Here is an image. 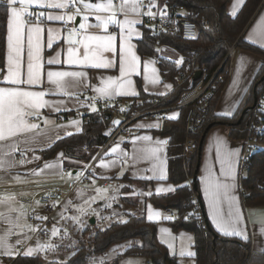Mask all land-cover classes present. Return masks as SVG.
I'll list each match as a JSON object with an SVG mask.
<instances>
[{
  "label": "crops",
  "instance_id": "1",
  "mask_svg": "<svg viewBox=\"0 0 264 264\" xmlns=\"http://www.w3.org/2000/svg\"><path fill=\"white\" fill-rule=\"evenodd\" d=\"M72 0H68V6L66 8L55 9L48 7L33 6L27 10L33 13L31 18L25 17V45L23 55L22 73L26 74L27 65V29L39 25L42 28L40 34V46H41V64L43 66V82L39 86L30 87L23 85L24 88L33 91L54 89L55 85H51L47 81L46 73L49 70H65V71H84L86 73L87 87L83 85L79 89H70L69 91H75L76 95L68 96L63 94L51 95L45 97L48 100L59 101L63 100L65 106L70 111L56 112L53 109L45 108L41 110V118L29 117L30 122L38 123L40 128L34 130V133H42L38 135L35 141H30L24 144L23 137H31L34 133H24L20 137L13 138L17 141H21L19 150L12 152V149L4 147L0 148V253L6 249H10L13 255L0 254V264H9L10 261L17 259L18 257H36L43 254L46 257H50L53 261H66L76 252V246L82 237L90 236L95 230L106 229L111 226L114 221H123L130 210L125 206L120 197V182L121 178L128 176L133 180H147L155 182L154 186H149L146 192H142L136 189L138 195L141 197V205L139 211L146 212L149 219L151 215V221L156 222L159 225V238L165 245L171 249L172 242L176 243L177 249L175 255L179 257L181 264H195V255L190 257V262H187V256L181 255L180 247L182 245H188L194 241L193 234L186 232L175 233L165 223L170 217L162 211L156 210L146 201V194H170L173 191L157 192V189L173 188L174 185L168 183V150L167 145L169 139L155 134L163 126V120L159 116L154 118H142L138 121L133 129V140L130 143H124L120 138L111 143L110 146L104 150V154L96 162V171L90 173V179L88 184L83 186L72 188L73 184L79 181L82 177L81 171H72L64 168L65 154L59 159L63 161L62 168L56 170L45 169L39 175H33L30 170L36 168H43L46 162H57L58 153L51 160L45 161L43 151L51 148L59 140L66 138V136L80 134L84 129V121L82 114L85 110L95 111L90 108L89 103L95 98L102 100H114L120 107L130 108V102L132 99L137 98L140 95V86L142 89L150 95H169L173 90V84L164 82L163 76L160 72L159 61L151 58H142L138 52L137 41L142 38V19L139 15L132 13L127 14V19L137 21L132 25V32L129 34L128 26L124 27L123 32L118 25H109L107 33L97 27H91L87 29V34L107 35L111 34L116 37L114 43L115 51L107 52L104 55L107 59L114 62V67L108 69H95V68H81L77 65L67 64L68 49L73 47L78 49L79 54L83 55V46L81 44H69V40H82L85 32L79 29V24L82 22L88 24H97L95 15H109V13H95L93 11L87 12V14H72L69 12L71 8ZM247 0H231L227 11L231 16L235 17L239 14L243 5ZM102 0H84L86 4L101 3ZM115 5L116 2L113 0ZM118 6V5H117ZM19 7V5H17ZM43 12L44 16L37 19V15ZM235 14L233 15V13ZM48 15H64L65 21H49ZM73 15L75 19L68 21L67 16ZM87 16V21L83 19ZM125 15L117 12V19L123 21ZM73 23L74 28H69L68 24ZM49 29H51V46H49ZM76 29L75 34L72 30ZM8 35V28H7ZM242 39L252 45L260 48H264V2L257 10V14L251 20L246 27L242 35ZM126 42V47L130 46V53L134 54L138 58L137 73L133 74L130 79L132 80V88L137 95H114L111 98L102 97L98 92L94 91L96 88L104 86V81L108 77H119V61L121 55V44ZM6 56H5V69H0V87H11V85L4 84L3 77L7 74V54H8V41H6ZM57 61V63L49 64L48 61ZM154 61L152 64L146 62ZM264 65V58L260 55H256L245 49H237L235 53V64L230 71L229 80L225 86V90L219 101L217 108V114L221 116L230 117L241 105L243 98L250 89L253 80L259 73V69ZM152 69H155L153 73ZM154 78H158V83H152ZM165 85H171V88H166ZM163 93V94H161ZM96 109V108H94ZM231 113L226 115V113ZM65 113H77V116L71 117L66 121L61 120V115ZM176 115V119L179 116V112L170 110L166 112V119L171 120L169 117ZM47 118V123L45 119ZM73 121H79V127L74 125ZM158 125V126H157ZM70 133V134H69ZM151 137L150 141L137 140V137ZM165 142L157 144L156 142ZM7 142H0L5 144ZM119 145L117 153H110V149ZM218 145L227 150H240L239 161L236 169L235 187L231 195L235 198L237 207L240 208L242 219L237 225L238 228L244 230L247 235V239L241 236L225 235L218 229L215 222L218 217L223 218L224 225L227 226L229 221L230 201L227 199L222 200L214 208L209 196L205 194V182L204 177L207 170H211L214 176L225 179L222 175L221 164L217 158ZM158 147L160 151L157 153L158 159L147 158L137 159L138 149ZM204 151L201 160V166L199 171L200 179V194L203 200L204 209L206 210L207 222L214 229V231L221 236L236 237L244 242L251 243V253L253 255H264V208L263 209H250L245 208L242 202L240 193L241 189V158L243 154L242 141L234 140L230 137V128L228 126H216L208 132V136L204 145ZM107 154V155H106ZM27 158L31 160V163H25L20 165L21 159ZM33 157H40L39 160ZM101 160L108 163L112 160L118 161V166L115 167H102L99 166ZM124 161H127L126 163ZM9 163L12 164L8 167ZM123 171V175L121 172ZM71 173V175H69ZM77 173H80L77 176ZM161 173L166 177L165 179H158ZM16 177H19L18 179ZM145 177V178H141ZM147 177H153L148 179ZM115 180L116 185L101 186L99 180ZM61 189L68 191L71 190V194L67 201L57 204V208L52 214L44 213L40 205V197L47 192ZM234 210V208L232 209ZM96 216V217H95ZM37 217H46L47 219H38ZM95 219V224L92 225L90 221ZM89 225V226H88ZM43 226H48L49 236L44 238L39 230ZM90 226L92 228H90ZM57 232L53 235V229ZM192 237V239H191ZM19 241V242H18ZM40 245L45 247L41 248ZM132 245L131 241L115 245L109 250L106 256H100L95 260V264L107 263L115 261L118 256L122 255ZM36 249L32 255H24L29 249ZM187 248V247H186ZM193 248V247H192ZM171 251V250H170ZM187 251V249L185 250ZM171 253V252H170ZM172 254V253H171ZM174 255V254H172ZM174 255V256H175ZM189 258V259H190ZM129 259V258H128ZM128 259L123 258L120 264L128 263ZM145 264H150L147 260Z\"/></svg>",
  "mask_w": 264,
  "mask_h": 264
},
{
  "label": "trees",
  "instance_id": "2",
  "mask_svg": "<svg viewBox=\"0 0 264 264\" xmlns=\"http://www.w3.org/2000/svg\"><path fill=\"white\" fill-rule=\"evenodd\" d=\"M159 6L175 10L184 8L185 17L195 22L200 29L196 40L184 39L179 31H161L151 29L142 23L143 36L137 41L138 52L142 58L159 61V67L164 82L173 84L169 95H150L140 86V95L130 102V112L167 109L179 106L185 92L195 86L190 78L193 67H204L208 73H213L225 61L228 49L237 45V49L247 50L264 58V48L256 47L242 39L246 27L257 14L264 0H247L235 17L228 13L231 0H155ZM6 0H0V69H5L6 41L8 21L5 13ZM166 6V7H165ZM161 48L177 51L183 63L167 59L160 54ZM229 61L224 63L220 73L224 81H216L214 96L210 100V111L201 128L194 133L187 132V114L190 107L176 109L179 116L176 119H166L165 112L159 117L163 126L155 134L169 139L168 150V183L175 190L170 194H146V201L156 210H174L175 215H168L165 223L175 233L193 234L195 239L193 249L195 264H264V255H253L251 243L239 238L218 235L208 224L206 210L200 194L199 171L204 145L208 132L216 126H228L230 137L234 140H244L248 137V126L256 116L257 108L248 111L258 101L263 91L264 65L253 80L250 89L243 98L241 105L230 117L218 115L217 108L225 86L229 80ZM174 110V109H172ZM77 113H65L61 120L66 121ZM242 119V121H241ZM84 129L80 134L66 136L51 148L42 152L45 161H49L62 151L65 154L64 168L81 171L93 160L97 150L110 140V127L115 121L113 116L99 111L91 112L83 117ZM241 121V123H239ZM213 126L209 129V126ZM189 139L196 140L194 152L188 154L185 150ZM84 148H88L87 151ZM199 167V169H198ZM195 178L197 179L195 181ZM241 197L245 208H264V148L256 152L241 168ZM90 179V175L88 176ZM120 197L122 203L129 207L125 221H114L106 229L95 230L88 240L81 239L76 252L66 261H53L50 257L40 254L36 257H18L11 264H95L100 256L115 245L131 241L132 245L115 261L103 264H120L123 258H143L150 264H181L179 257L172 255L169 248L159 238V225L148 219L146 212L139 211L141 197L136 189L146 192L155 182L133 180L128 176L121 178ZM191 184V185H190ZM198 197V202L193 197ZM204 221L208 231L203 230ZM90 228H92L90 226ZM214 234L219 239L214 242ZM85 236V235H84Z\"/></svg>",
  "mask_w": 264,
  "mask_h": 264
},
{
  "label": "snow or ice",
  "instance_id": "3",
  "mask_svg": "<svg viewBox=\"0 0 264 264\" xmlns=\"http://www.w3.org/2000/svg\"><path fill=\"white\" fill-rule=\"evenodd\" d=\"M83 2V0H82ZM241 0H238L240 3ZM19 5V7H17ZM143 5V0H120L119 5H115L113 0H102L101 3L97 4H85V8L89 9L95 13H109V15H95L97 24H88L82 22L79 24V29L84 30L85 35L82 40H69V44H81L83 46V55L79 54L78 49L69 47L68 49V59L67 64L77 65L81 68H95V69H108L114 67V62L107 59L104 53L114 52V41L115 36L111 34L107 35H97V34H87V29L91 27H97L107 33L109 25H118L121 27L123 32L124 27L128 26L129 34L132 32V25L137 23V21L127 19V14L129 11L137 15L140 14L141 6ZM33 6L48 7L61 9L68 6V0H6L5 13L8 21V54H7V74L3 77V83L11 85V87H0V142H7L5 144H0V148H10L12 152L19 150L21 141H17L13 138L20 137L24 133H34V130L40 128L38 123H32L29 117H35L37 119L41 118V110L45 108H50L56 112L60 111H70L71 109L65 106L63 100L53 101L48 100L45 97L57 94H63L68 96L76 95L75 91H69L70 89H79L82 85L87 87L86 83V73L84 71H65V70H49L46 73L47 81L51 85H55L54 89L33 91L28 90L23 87V85H28L30 87L39 86L43 82V71L41 64V46H40V34L43 31L39 25L29 27L27 29V65L26 74L22 73L23 65V55H24V45H25V17L31 18L33 13L28 11V8ZM148 11L144 13L150 17H155L156 13L152 11L153 8L157 7L155 0H150L148 4ZM166 7V6H165ZM79 12V10H77ZM117 12L125 15L123 21L117 19ZM161 15L166 13L161 12ZM235 12L233 13V15ZM44 16L43 12L37 15V19ZM87 16L83 19L87 21ZM47 19L49 21H65L64 15H48ZM75 19V16L68 15L67 20L71 21ZM51 29H49V46H51ZM76 29L72 30L75 34ZM125 43L121 44V55L119 61V77H108L104 81V86L101 88H96L94 91L98 92L102 97L111 98L114 95H137L132 88V80L130 77L137 73L138 58L130 53V46H125ZM49 64L57 63V61H48ZM154 61L146 62L147 64H152ZM182 63V58L179 61ZM155 73V69H152ZM152 83H158V78H154ZM166 88H171V85H165ZM163 94V93H161ZM95 110V109H93ZM123 111V109H121ZM231 113H226L230 115ZM176 115L170 116L169 118H175ZM45 123H47V118ZM74 125L79 127V121H73ZM114 124L118 125L119 121H114ZM158 126V125H157ZM264 131V130H261ZM70 134V133H69ZM38 135L42 133H34L31 137H23V143L27 144L30 141H35ZM137 140L150 141L151 137H137ZM157 144L166 143L157 141ZM119 145L110 149V153H117ZM160 151L158 147L152 148H141L138 149L137 159H147L154 158L158 159L157 153ZM0 155H3L0 152ZM63 153H58L57 162H46L43 168H36L30 170L33 175H39L48 170H56L62 168L63 161L60 157H63ZM107 155V154H106ZM240 150H227L222 149L219 145L217 147V158L221 164L222 175L226 177L229 182L225 179L216 177L213 175L211 170H207L204 179L205 182V194L210 197L213 207L215 208L222 200L227 199L230 201V211H229V221L227 226L224 225L223 218L218 217L215 221L217 223L218 229L225 235H235L241 236L247 239V235L243 229L238 228L237 225L240 223L242 216L240 208L235 206L236 200L231 195L235 187L236 179V169L239 161ZM39 160L40 157H33ZM125 163L127 161H124ZM25 163H31L26 157L19 161L20 165ZM12 164L9 163L8 167ZM102 167H115L118 166L117 160H112L105 163L101 160L100 165ZM71 175V173H69ZM80 173H77L79 176ZM123 175V171L121 172ZM17 179L19 177H16ZM145 178V177H141ZM151 179L153 177H147ZM158 179H165L166 177L161 173L160 176L156 177ZM163 191H174L173 188L157 189V192ZM150 194V193H149ZM234 208V210H232ZM38 219H47L46 217H37ZM151 219V215L149 216ZM57 230L53 229V235H55ZM19 242V241H18ZM41 248L45 247L40 245ZM36 249L29 248L24 255H32ZM0 254L13 255L10 249H6ZM194 256L195 253L182 252L181 255Z\"/></svg>",
  "mask_w": 264,
  "mask_h": 264
},
{
  "label": "built area",
  "instance_id": "4",
  "mask_svg": "<svg viewBox=\"0 0 264 264\" xmlns=\"http://www.w3.org/2000/svg\"><path fill=\"white\" fill-rule=\"evenodd\" d=\"M116 4L119 5L120 0H115ZM156 2V1H155ZM71 8L69 10L72 14H87L89 9L85 8L84 0H72ZM150 0H143V5L140 9L139 16L142 19V22L149 26L151 29H157L161 31H179L184 39L187 40H196L200 34V29L196 25L195 22L188 20L184 14V8H179L175 10H169L168 8H164L159 6L156 2L157 7L153 8L152 11L156 13L155 17H150L145 15L148 11V4ZM79 10V12L77 11ZM164 12L166 14L161 15L160 13ZM69 28H74L75 25L73 23L68 24ZM235 50L236 46L229 47L228 53L226 55V61H229V68L228 70L231 71L235 64ZM222 63L213 73H208L204 67H193L192 72L190 73V78L194 81L197 72H201V77L199 80L195 81V86L185 92V94L181 98V102L179 106L174 108H167V109H160L155 108L153 110L148 111H140V112H130L129 108H122L120 107L114 100H102L99 98H95V100L89 103L90 108H96L95 111H99L101 113H106L109 116H113L115 121H119L118 125L112 123L110 127V140L106 145L99 148L97 150L96 156L88 162L83 169L82 177L79 181L73 184L72 188H77L83 186V184H88L89 179L88 176L90 173H94L96 171V162L97 160L104 154V150L111 143L115 142L118 139H122L123 142L130 143L133 140V132H134V125L140 121L142 118H154L155 116H159L162 113L169 112L172 109H181L185 107H190V110L187 114V132L194 133L201 128L203 123L206 121V116L210 111V100L214 96V86L216 81H224V76L220 73L221 69L224 66ZM263 82V91L260 96V99L257 102L256 110L257 114L251 121L250 125L248 126V137L242 141V148L243 154L241 158L242 167L246 164V162L258 151H261L262 145L264 144V78ZM123 109V111H121ZM89 109L85 110L82 114V117L89 115L91 112ZM196 147V140L189 139L186 142L185 150L187 153H193L194 148ZM85 151L88 148H84ZM101 186H114L117 184L115 180H99L98 181ZM191 185V184H190ZM72 189H68V191H63L61 189H56L53 192H47L40 197V205L41 209L44 213L52 214L53 211L57 208V204L62 203L68 200V197L71 194ZM193 200L198 202V197L194 196ZM169 215H175L174 210L167 211ZM203 224V230L206 232L208 231V225L201 221ZM49 227L43 226L40 228L39 233L43 235L44 238H48L49 236ZM12 261L9 262L11 264Z\"/></svg>",
  "mask_w": 264,
  "mask_h": 264
},
{
  "label": "rangeland",
  "instance_id": "5",
  "mask_svg": "<svg viewBox=\"0 0 264 264\" xmlns=\"http://www.w3.org/2000/svg\"><path fill=\"white\" fill-rule=\"evenodd\" d=\"M234 46H236V50H235V53L237 52V45H234ZM233 46V47H234ZM232 47V46H231ZM229 50V49H228ZM160 54L163 56V57H166L167 59H171V60H174V61H177L178 63H179V61L181 60V58H182V56L177 52V51H175V50H173V49H170V48H161L160 49ZM234 58H235V55H234ZM182 63H183V60H182ZM182 63H179L180 65L182 64ZM91 109H94V108H91ZM262 147H264V144L262 145ZM54 191V190H53ZM53 191H50V192H53ZM63 191H65V190H63ZM96 217V216H95ZM126 220V218L123 220V221H125ZM89 226V225H88ZM93 235V233L90 235V236H92ZM90 236H84V237H82L81 239H85V240H88L89 238H90ZM191 239H192V237H191ZM194 242H195V239H194V241H193V239H192V243H189L188 245H182L181 247H180V249H181V251H183L184 253H188V252H192V253H194V249L192 248L193 247V245H194ZM164 243V242H163ZM79 244V243H78ZM78 244H77V246H78ZM165 244V243H164ZM76 246V247H77ZM187 247V248H186ZM178 247H177V245H176V243H173L172 242V246H171V253L172 254H174L175 255V251H176V249H177ZM187 249V251H185ZM186 255V254H185ZM188 258H187V262H190V260H191V258L190 257H194V256H189V255H186ZM100 258V257H99ZM190 258V259H189ZM98 259V258H97ZM112 262V261H111ZM145 262H146V259H143V258H130V259H128V263H124V264H145ZM191 262H192V260H191ZM94 263H95V261H94ZM100 264H103V263H100Z\"/></svg>",
  "mask_w": 264,
  "mask_h": 264
},
{
  "label": "water",
  "instance_id": "6",
  "mask_svg": "<svg viewBox=\"0 0 264 264\" xmlns=\"http://www.w3.org/2000/svg\"><path fill=\"white\" fill-rule=\"evenodd\" d=\"M196 74H197V75L195 76L194 81L199 80V78H200L201 75H202L200 71L197 72ZM256 106H257V102H256V99H255V104H254L252 107H250V108H246V109L244 110L243 115L241 116V118L243 119V116L245 115V113H247V112L250 111V110L255 109ZM242 119H241V121H242ZM241 121H240L239 123H241ZM212 127H213L212 125L209 126V129H211ZM198 169H199V167H198ZM196 180H197V179L195 178V181H196ZM90 223H91L92 225H94V224H95V219H92V220L90 221ZM213 239H214V242H216V240L219 239V236L216 235V234H214ZM215 264H216V261H215Z\"/></svg>",
  "mask_w": 264,
  "mask_h": 264
}]
</instances>
